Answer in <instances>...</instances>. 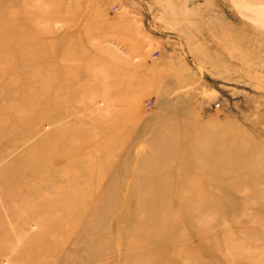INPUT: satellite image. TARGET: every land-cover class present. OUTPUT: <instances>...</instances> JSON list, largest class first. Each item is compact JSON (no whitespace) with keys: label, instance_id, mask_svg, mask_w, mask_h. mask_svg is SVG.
Returning <instances> with one entry per match:
<instances>
[{"label":"rangeland","instance_id":"374dc122","mask_svg":"<svg viewBox=\"0 0 264 264\" xmlns=\"http://www.w3.org/2000/svg\"><path fill=\"white\" fill-rule=\"evenodd\" d=\"M256 8L0 0V264H264Z\"/></svg>","mask_w":264,"mask_h":264},{"label":"bare ground","instance_id":"6f19581e","mask_svg":"<svg viewBox=\"0 0 264 264\" xmlns=\"http://www.w3.org/2000/svg\"><path fill=\"white\" fill-rule=\"evenodd\" d=\"M259 7V6H258ZM256 16L258 17V15H264V8H256ZM227 145V144H226ZM252 149V148H251ZM254 149V148H253ZM251 152V150H250ZM253 152V151H252ZM254 153V152H253Z\"/></svg>","mask_w":264,"mask_h":264}]
</instances>
